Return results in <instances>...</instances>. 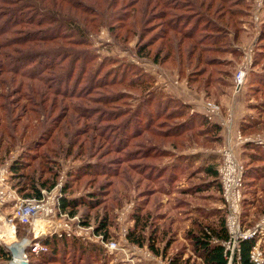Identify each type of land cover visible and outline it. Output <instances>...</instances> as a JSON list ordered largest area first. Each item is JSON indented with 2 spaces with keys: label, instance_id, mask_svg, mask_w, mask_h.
Returning <instances> with one entry per match:
<instances>
[{
  "label": "rangeland",
  "instance_id": "rangeland-1",
  "mask_svg": "<svg viewBox=\"0 0 264 264\" xmlns=\"http://www.w3.org/2000/svg\"><path fill=\"white\" fill-rule=\"evenodd\" d=\"M81 1L84 3L89 2L88 0ZM132 1L134 0H119L116 5L118 13H123L122 10ZM249 4L248 16L243 21L244 26L241 24V27L248 29L249 36L255 38L252 46V66L250 68V72L255 73L259 70L264 71L262 69L264 67V54L254 66V60L258 55L256 42L258 38L259 40L262 39L260 34L264 26V0H248ZM133 5L134 9H138L140 3ZM97 7L103 9V6L98 3ZM253 13L260 16V21L257 24L253 21ZM74 14L81 21L78 23V40L84 46L77 47V52L78 55L84 56V60H78L77 57L74 61H71V59L61 63L57 61L53 66L45 68L44 64L49 63L52 56H48L46 60L37 59L41 53L33 50L34 45L28 44V40H32L34 36L35 39L39 38L42 41L46 38L39 32L41 28L27 23L19 28L24 33L28 32L30 36L25 35L26 38H22L16 31L14 33L8 31L0 37V67L3 71L0 73V166L13 163L20 165L17 161H23L27 164L24 171L20 172L19 175L12 174L8 182L9 188L16 192L19 199L25 200L27 198L24 195L30 192L29 179L33 178L38 187L52 176L54 177L53 180L56 178V184L50 189H41V193L46 191L58 194L59 190L62 196L65 195L66 198L73 199L97 190L102 191V201L97 209L88 211L86 208H80L77 210L78 214L73 217H70L67 213L73 228L78 229V223L81 224L82 221H85V217L89 219L88 226L95 228L98 220L107 216L109 219H113L114 224L109 230L114 233L111 236L109 235L108 238L118 239L119 230L125 227L128 230L126 235L128 247L131 249L138 248V252L145 250L152 252L149 246L151 245L149 237L151 232L157 228L158 240L153 246L158 250V256L162 255L163 258L171 262L174 258H179L177 259L179 264H202L198 256L193 254L191 244L187 239L188 230L193 231L195 229L190 225L191 221L187 217L188 214L193 212L194 208L198 207L199 203L203 202L204 198L201 199V197L196 203L190 201L183 208V210H186L190 207L189 212L186 211L184 214V218L187 219L182 220L178 212L181 208L178 209L172 204H176L180 200L179 188L184 189L189 185H184V179L181 177L172 184L170 196H168L169 191L166 190H161V193H159L156 190L158 185L154 187L149 181L143 180L138 174L133 173L134 169L138 167V161L126 163L124 155L132 154L134 148L123 153L126 144L121 145V148L116 146L119 140L124 142L125 139L122 136L113 139L112 132H110L115 128H121L130 121L133 108L138 101L136 96L140 95L139 86L134 83L132 86L128 84L129 77L122 74V66H133L134 69L140 70L146 77H150L152 84L149 90L159 93L165 92V94L168 91L172 93L187 91L186 89L195 92L187 86L185 78L190 71L184 73V78H180L176 71L177 67L169 61H164L163 66H160L150 60L157 57L162 61V56L167 51L163 45L165 44L168 48L167 38L163 37V41H160L157 38L160 36H156V28H160L161 25L155 20L151 23L146 21L142 24V16L139 15L136 25L132 23L135 18H130L125 24L108 25L111 21L107 14L102 18L97 17L95 19H92V15H88L85 10H78ZM7 20H9L7 17L0 19V29L7 25L10 27ZM5 41L10 42L9 48L4 49L2 47ZM38 42L42 43L41 41ZM48 44L38 43L37 46L42 48L41 50L53 47V45ZM140 47L147 56L140 57L137 55L136 50ZM158 50L165 52L160 56ZM44 53L46 52L44 51ZM242 55L243 53L240 52L235 69L241 64ZM8 64H11L10 70L15 67L14 75L4 73L9 68ZM206 64L207 61L204 58L198 67L200 72L205 68L210 70V67H207L209 65ZM93 72H96L94 78L97 85L95 84V86H93V78H91ZM249 73L246 78L247 82L245 81L244 86L238 93H236L234 85L226 88L227 93L220 91L217 97L218 104L215 103V99H207L204 92L199 93L204 94L207 103H215L220 108V115L223 118L229 110L230 100L232 102V99L243 96L244 93L245 97L249 99L247 106L260 104L263 107L264 88L247 91V84L250 82ZM122 76H124V79H121ZM54 80H58V82L60 80L61 82L66 81L64 85L68 86L66 88L67 92L73 94L78 92L77 95L82 93L85 97L82 99L68 98L70 93L66 94V97L58 96V94L53 95L55 87L59 86V84L54 86ZM92 87H95V89ZM147 91L146 89L143 94L145 95ZM102 96L114 98L111 99L112 102L103 103ZM180 102L183 103L182 100ZM126 103L130 107L126 108ZM188 107L189 114L194 115L195 108ZM258 108L259 111L263 109ZM250 109H247V113L254 120H259V126L250 130L251 133L246 136L253 139V142L248 144L262 147L264 146V111L260 114L252 107ZM132 124L131 129H126L128 135L131 134L133 127L143 125V121L138 120ZM233 124L232 122V126ZM149 138L150 136L144 133L132 140V144L142 142L149 146ZM155 142L157 144L161 141L156 139L150 143L155 144ZM222 146H216L210 150L217 154ZM189 147L196 149V151L208 150L197 145ZM233 150L243 167L249 169L246 174L248 180L245 178V173L243 178L246 185L244 187L245 201L241 217V227L244 231H247L264 219V156L250 159L248 156L254 152L253 148L251 150L247 149L244 144L233 145ZM196 156L201 155L197 154ZM44 158H46L45 162ZM171 159L165 158L164 163L170 164ZM48 160L49 162H47ZM89 163L91 165L99 163V166L93 167L98 172L93 171L94 174L89 177H84L85 173L78 175L79 177L76 178L70 177L69 174ZM215 166L218 167V164ZM101 170L103 171L101 172ZM200 176L199 173L194 174L190 184L199 183L202 180ZM124 177L128 178V183L123 181ZM70 178L72 181L69 182ZM204 179L205 181L208 180L207 178ZM138 181L139 184L137 185ZM65 182L70 183L67 193L63 191ZM58 186L60 188L56 190ZM20 189L24 190L20 192ZM209 193V200L206 201L205 198L204 203L207 205H205L204 210L223 209L222 203L217 199L219 198L218 195L214 191H209ZM246 203L248 204L244 205ZM139 206L144 208L143 214L148 215L150 219L144 232L146 241L141 245L130 241L128 238V232L133 226V210L134 208L136 210V207ZM126 209L124 219L120 221L122 212ZM11 210L10 206L0 207V245L8 250L10 245L25 243V257L28 262L31 260L28 250L31 242L35 240L33 237L34 232L32 233L30 226H22L16 223L14 235H9L8 231H5L7 228L4 222L5 216H8ZM166 214L168 215L165 221L164 219H158L164 218ZM213 220V218L210 219L211 224ZM41 239L43 238L36 241L41 244ZM58 261L62 262L61 259ZM58 261H56L57 263L53 261L51 264H58ZM15 262L16 260L12 261L11 256V260L5 264ZM65 264H71V262L68 261ZM98 264H120V260L114 263L111 262V259H103L100 256Z\"/></svg>",
  "mask_w": 264,
  "mask_h": 264
},
{
  "label": "trees",
  "instance_id": "trees-1",
  "mask_svg": "<svg viewBox=\"0 0 264 264\" xmlns=\"http://www.w3.org/2000/svg\"><path fill=\"white\" fill-rule=\"evenodd\" d=\"M88 1V3H84L81 0H0V19L7 17L9 18L7 23L10 24V27L7 25L0 29V37L8 31L11 33L16 31L22 38H26L24 37L25 35L30 36L28 32L24 33L19 28L26 23L41 28L39 32L46 38L44 40L45 42L39 38L35 39V36L32 35L34 37L32 40H28V44L34 45L33 50L41 53L37 59L46 60L48 56H52V60L44 64L45 68H49L57 61L58 63L67 61L68 59L74 61L77 57L78 60H84V56L78 55L77 52V47L84 46V44L78 40V23L81 21L78 20L74 12L85 10L88 15H92V19L97 17L102 18L107 14L111 21L108 25H114L116 23L125 24L130 18H135V21L132 20V23L136 25L137 17L141 15L143 20L142 24L146 21L147 23H151L154 20L157 21L161 25L160 28H156V36H160L157 37L158 40L163 41V37H166L168 42V48H166L165 44L163 45L167 51H164L165 55L162 56V61L157 59V57L152 59L146 58L160 66L164 64V61H169L177 67L176 71L180 78H184V73L190 71L185 77L187 86L195 92H204L206 98L215 99L216 104H218L217 97L219 96V92L227 93L225 91L226 88L233 86L235 65L240 55L236 46L243 41L244 31L241 24L248 16L250 6V4L248 5V0H138L140 3L138 9H134L133 7V4L138 3L137 0H134L125 6L121 14L116 9L119 0ZM97 3L103 6L102 10L97 7ZM261 35L262 39L259 40L258 38L256 42L258 55L254 60V66L264 54V42H262L264 41V26L261 30L260 37ZM38 43H49L48 45H53V47L41 50L42 48L37 46ZM2 47L4 49L9 48L10 42L5 41ZM160 51L158 50V54L161 56L164 52ZM136 53L140 57L147 56L143 52L142 47L137 49ZM204 58L210 70L205 68L200 72L198 67ZM8 66L9 68L4 73L7 72L14 75L15 67L10 70L11 64H8ZM121 68L122 74L128 75L129 77L128 84L132 86L134 83L139 86L140 95L136 96L138 101L133 108L134 110L130 121L121 128H115L110 131L112 132L113 139L119 136L125 139L124 142L119 140L116 147L121 148V145L124 146L126 144L123 153L134 148L132 154L124 155L126 163L138 161V167L134 169L133 173L138 174L141 179L149 181L154 187L158 185L156 190L159 193H161V190H166L169 191L168 196H170L173 187L172 184L176 180L182 177L186 181V186H189L184 189L179 188L178 194L180 200L176 204H172V206L175 205L178 209L181 208L178 211L181 219L189 218L191 221L190 225L195 227L193 231L188 230L187 232V239L191 244L193 254L198 256L202 264H227V260L223 254L224 249L220 245V242L228 239V233L225 227V210L224 208L211 211L204 210L205 205H207L204 203L205 198L207 201L209 200L208 197H210L209 191H214L218 195L217 197H219L217 199L222 203L220 185L217 181V166H215L217 164L195 165L190 156L181 154L185 150L190 149L189 146L191 145H197L206 149L222 145L221 127L218 124L209 122L203 115H190L188 105L165 94V92L159 93L149 90L152 84L150 77H146L140 70L134 69L135 67L122 66ZM1 69L0 67V73L3 72ZM95 75L96 72H93V77H91L93 78V86L97 83L94 78ZM249 76L250 82L247 84V91L264 88L263 70L256 71L255 73L250 72ZM121 79H124V76ZM57 82L58 80L53 81L54 86L59 84L58 87H55L53 95L58 94V96L66 97V94L70 93L66 89L68 86L64 85L66 81L61 82L60 80V82ZM92 88L95 89V87ZM146 89L149 92L147 91L144 95L143 92ZM77 94L78 92H75V94L70 93L68 98L82 99L85 97L82 93ZM102 98L104 99L103 103H108L112 102L113 100L111 99L114 97L102 96ZM245 99L247 100H245L247 109L252 107L253 110L258 111L260 114L264 111V106L262 107L260 104L247 106L249 99L247 97ZM128 107L130 105L127 104L126 108ZM258 107L263 109L259 111ZM138 120H142L143 125L133 127L131 134H126V129H131V126H133L132 123ZM258 123V119L254 120L252 117L246 116L239 125L240 134L244 137L248 136V133H251L250 130L259 126ZM144 133L150 136L148 141L149 146L142 142L132 144V140ZM156 139L161 142H157V144L156 142L155 144L150 143ZM244 146L250 150L253 148L254 152L248 156L250 159L264 156V146H251L248 143L244 144ZM165 158L175 159V162L173 164L164 163ZM44 159L45 162L46 158ZM17 163L20 165L15 163L10 165L11 176L13 173V175H19L27 165L23 161H17ZM97 166H99V163L95 165L89 163L69 175L70 177L76 178L79 177L78 175L85 173L84 177H89L94 172H98V170L93 168ZM100 167L103 169L102 166ZM244 170L245 178L248 180L246 174L249 169L244 167ZM196 173L201 175L202 180L199 183L190 184V180ZM50 177L38 187L34 183L33 178L31 180L29 179L30 192L24 196L27 199H40L42 197L41 189H50L56 184V178L53 180L54 177ZM204 178L208 180L205 181ZM127 180L128 178L126 179L124 177L123 181L125 183H128ZM68 181L70 182L72 179L70 178ZM69 182H65L64 193H67V190L70 188ZM138 184L139 181L137 182ZM245 185L246 182L244 181V187ZM23 190L20 189V192ZM101 193L103 192L97 190L73 199H68L64 195L60 200V211L62 213H68L70 217H73L78 214L77 210L80 208H86L88 211L97 209L100 207L102 201ZM205 193L207 194L206 196ZM200 198H204L202 200L203 202L199 203L198 207L194 208L193 212L188 214L187 218H184V214L186 211L189 212L190 207L187 208L188 210H183V208L190 201H195L194 203H196ZM244 201L243 198L242 207ZM141 206L136 207V210L134 208L133 226L130 232H128L129 240L139 245L146 241L144 232L150 222L148 215L143 214L144 208ZM84 215L88 216L87 214ZM167 215L164 218L158 219H164L165 221ZM212 218L214 220L211 224L210 219ZM84 219L85 221H82L81 225L83 227H89L88 217ZM215 221L216 223L214 224ZM113 225V219L105 216L98 220L95 232L96 234H102L104 238H108L109 235L111 236L114 233L109 231ZM157 235L158 230L156 228L151 232L149 237L151 241V245H149L150 250L156 255H158V250L153 244L158 240ZM40 243L46 250L40 251L38 254H33L28 250L31 258L28 264L39 262L42 264H51L53 261L56 262L59 259L62 262L60 263L58 261V264H65L68 261L71 264H98V260L100 259V254L95 246L83 244L75 238L66 239L52 236L41 239ZM253 243L254 240H245L239 243L240 264H249V253ZM177 259L174 258L172 264H179ZM10 260V252L0 245V264H5Z\"/></svg>",
  "mask_w": 264,
  "mask_h": 264
},
{
  "label": "built area",
  "instance_id": "built-area-1",
  "mask_svg": "<svg viewBox=\"0 0 264 264\" xmlns=\"http://www.w3.org/2000/svg\"><path fill=\"white\" fill-rule=\"evenodd\" d=\"M252 16L253 21L257 24L260 21V16L256 13H253ZM253 45L254 42L243 50L242 62L235 70L233 85L236 93L242 89L250 72ZM204 117L211 123L216 122L229 136L232 128V114L229 111L223 118L220 115V108L215 103H207ZM250 142H253V139L243 137L238 131L235 141L232 143L228 141L219 150L217 181L220 185L222 206L226 213L225 227L228 233V239L220 242V245L224 249L223 254L227 264H240L239 243L245 240H254L249 253V264H264V219L247 231L241 227L245 170L234 153L233 145L238 146ZM10 177V164L0 166V207L10 206L12 209L10 214L5 216L4 224L13 230H15L16 223L31 227L35 239L29 245L31 253L38 254L40 251L46 250L36 241L37 239L56 236L66 239L75 238L83 244L93 245L98 248L103 259H111V262L114 263L120 260V264H172L162 255L158 256L147 250L138 252V248H129L126 243L128 230L125 227L119 230L118 239L104 238L102 234H96L94 227H82L80 223H78V229L73 228L67 213L60 211L59 204L62 198V194L58 190L60 186L56 187L58 194L43 191L40 199L21 200L17 197L16 192L8 186ZM127 209L122 212L120 221L124 219ZM118 257L120 258L118 259Z\"/></svg>",
  "mask_w": 264,
  "mask_h": 264
},
{
  "label": "crops",
  "instance_id": "crops-1",
  "mask_svg": "<svg viewBox=\"0 0 264 264\" xmlns=\"http://www.w3.org/2000/svg\"><path fill=\"white\" fill-rule=\"evenodd\" d=\"M242 26H244V22L242 23ZM243 41L241 44L237 45V51L243 52V50L246 48V46H249L255 41V38L249 36L248 29H243ZM236 70V69H235ZM187 91H180V92H166L168 95H170L173 98L179 99L183 101V104H186L190 106L191 108H195V114H200L204 116V109L205 105L207 103V100L204 97V94H201L199 92H191L190 90L186 89ZM187 94V95H186ZM241 100V101H239ZM230 105L228 106V111L232 114V122L234 123L231 129V132L228 136L227 133L221 128V136L223 138V143L222 145H225L228 141L231 143L235 141L236 139V134L239 131V125L241 121L247 116L251 117L249 113H247V108L245 105V93L243 96L237 97L232 99V102L230 100ZM193 114V113H192ZM221 120V118H219ZM218 119V121H220ZM214 124H217L216 122ZM182 155L185 156H190L194 162L195 165H204V164H213L217 163L219 164V151L214 153V151H211L210 149L208 150H197L196 149H191L186 150L185 152L181 153ZM197 154H200L201 156H196ZM214 154V155H213ZM206 157V158H205ZM172 164L175 162V159H171ZM167 163V162H166ZM184 185H186V181H183ZM97 251L99 252L98 248ZM100 254V252H99ZM101 256V254H100Z\"/></svg>",
  "mask_w": 264,
  "mask_h": 264
},
{
  "label": "bare ground",
  "instance_id": "bare-ground-1",
  "mask_svg": "<svg viewBox=\"0 0 264 264\" xmlns=\"http://www.w3.org/2000/svg\"><path fill=\"white\" fill-rule=\"evenodd\" d=\"M7 226L8 225H6L7 230H5V231H8V234L13 236L14 235V230L10 226H8V227ZM25 246H26V244L23 243V242H22V244L21 243H16L15 244V254H14L13 261L16 260V262L13 263V264H19V262L24 259L23 250H24Z\"/></svg>",
  "mask_w": 264,
  "mask_h": 264
},
{
  "label": "water",
  "instance_id": "water-1",
  "mask_svg": "<svg viewBox=\"0 0 264 264\" xmlns=\"http://www.w3.org/2000/svg\"><path fill=\"white\" fill-rule=\"evenodd\" d=\"M25 249L26 247H24V250H23V256H24V259L22 260L21 264H28L27 260H26V257H25ZM8 251L10 252L11 256H12V261L14 259V254H15V244L13 245H10L8 247ZM11 264V263H10Z\"/></svg>",
  "mask_w": 264,
  "mask_h": 264
}]
</instances>
